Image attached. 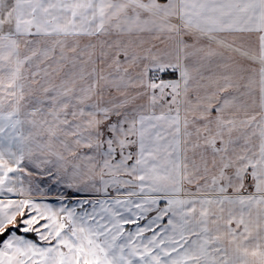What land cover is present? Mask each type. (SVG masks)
I'll list each match as a JSON object with an SVG mask.
<instances>
[{"label": "snow or ice", "instance_id": "obj_1", "mask_svg": "<svg viewBox=\"0 0 264 264\" xmlns=\"http://www.w3.org/2000/svg\"><path fill=\"white\" fill-rule=\"evenodd\" d=\"M5 192L0 264H264V0H0Z\"/></svg>", "mask_w": 264, "mask_h": 264}, {"label": "crops", "instance_id": "obj_2", "mask_svg": "<svg viewBox=\"0 0 264 264\" xmlns=\"http://www.w3.org/2000/svg\"><path fill=\"white\" fill-rule=\"evenodd\" d=\"M31 170V169H30ZM36 184H39L40 189L38 190ZM19 187V185H17ZM25 190L31 191V199L34 200H46L52 198H60L61 196L74 195L79 198H96L93 194L83 193V192H75L73 189H68L62 184H54L49 180L45 179L43 181H34L31 185L27 182V178L25 177V183L23 185ZM24 196H21L18 192L0 194V200L8 201H19L24 199Z\"/></svg>", "mask_w": 264, "mask_h": 264}, {"label": "rangeland", "instance_id": "obj_3", "mask_svg": "<svg viewBox=\"0 0 264 264\" xmlns=\"http://www.w3.org/2000/svg\"><path fill=\"white\" fill-rule=\"evenodd\" d=\"M65 197H68V199H64V200H61L60 198H52V199H46V200H34L33 202L34 203H37V204H47V205H51L53 209H59L61 207V205H66L68 207H73V206H76V203L78 200H83V198H79V197H76L74 195H68V196H65ZM86 199H94V198H86ZM87 207V206H86ZM80 209L77 208V211H79ZM28 212V209H25V214H27ZM33 215H35V213H33ZM20 218L18 217V220ZM44 223V221H41V224ZM39 225H37L38 227ZM127 228L129 229H133L135 226L134 225H127L126 226ZM17 234L18 235H26V238L28 239H32L34 241H38V237L35 235V233H27V234H24L20 231H17ZM41 244H43V242H40Z\"/></svg>", "mask_w": 264, "mask_h": 264}, {"label": "trees", "instance_id": "obj_4", "mask_svg": "<svg viewBox=\"0 0 264 264\" xmlns=\"http://www.w3.org/2000/svg\"><path fill=\"white\" fill-rule=\"evenodd\" d=\"M4 238L3 237H0V241H2Z\"/></svg>", "mask_w": 264, "mask_h": 264}]
</instances>
